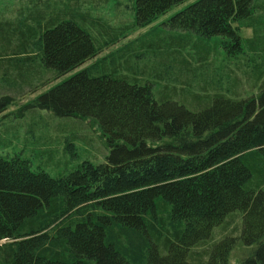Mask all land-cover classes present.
Here are the masks:
<instances>
[{"label":"trees","instance_id":"obj_1","mask_svg":"<svg viewBox=\"0 0 264 264\" xmlns=\"http://www.w3.org/2000/svg\"><path fill=\"white\" fill-rule=\"evenodd\" d=\"M134 1L143 27L186 0ZM254 2L196 0L163 22L169 33L157 42L196 54L212 37L239 47ZM19 3L16 18L0 20V76L13 89L0 96V114L32 78L34 45L40 65L59 78L95 57V35L115 38L84 0ZM114 74L81 70L32 101L98 126L109 151L57 177L21 156L0 157V264H227L236 240L248 250L239 264H264V79L256 95L172 86L154 98L144 82ZM166 206L169 229L159 210ZM234 215L238 228L214 239ZM117 226L144 239L142 259L109 241Z\"/></svg>","mask_w":264,"mask_h":264},{"label":"rangeland","instance_id":"obj_2","mask_svg":"<svg viewBox=\"0 0 264 264\" xmlns=\"http://www.w3.org/2000/svg\"><path fill=\"white\" fill-rule=\"evenodd\" d=\"M194 1L186 0L149 25L139 27L135 25L134 0H84L90 18L103 24L106 30L115 34V38L105 41V36L95 35L98 41L95 57L59 78H54L52 70L40 65L39 45L33 46L31 54L37 61L31 66L32 78L19 83L23 94L14 97V101L0 114V157L21 156L29 160L31 169L43 170L55 177L67 174L84 160L93 163L105 160L109 148L98 126L75 118H59L46 110L31 107L38 95L81 70L95 74L103 71L124 74L138 83L144 82L154 98L172 86H176L178 91L183 88L188 92H207L210 95H256L257 86L264 79V0L254 2L260 8L254 10L253 25L248 26V22L240 25L239 47L220 37L205 40L207 48L199 54L190 45L177 51H172L169 46H160L158 42L169 33L163 22ZM19 2L0 0V20L16 18ZM96 25L99 26L98 23ZM91 33H96L95 28H91ZM5 77L0 76V96L4 95L5 88L13 90ZM89 208L92 206L79 209ZM160 209L164 210L160 212L161 217L169 229L172 226L167 215L169 209L167 206ZM233 217V222L215 230L214 239L238 228L239 215ZM108 230L109 241H114L127 257L142 259L146 242L138 233L120 226ZM246 251L241 241L236 240L229 251L227 264H239Z\"/></svg>","mask_w":264,"mask_h":264}]
</instances>
